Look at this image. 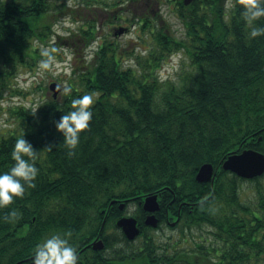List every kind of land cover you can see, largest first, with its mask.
<instances>
[{
	"label": "trees",
	"instance_id": "1",
	"mask_svg": "<svg viewBox=\"0 0 264 264\" xmlns=\"http://www.w3.org/2000/svg\"><path fill=\"white\" fill-rule=\"evenodd\" d=\"M68 1L0 0V103L19 69L40 56L34 42L75 15ZM79 1L91 8L94 0ZM225 1L195 0L179 10L180 37L154 25L146 49L122 57L132 60L127 66L113 48L96 51L94 21L83 14L77 37L95 46L81 89L71 87L60 102L51 95L35 112L11 107L18 130L0 134V170L10 167L22 133L39 151L35 186L0 206V264H33L34 246L54 231L71 232L77 264H264V173L249 180L257 199L250 206L239 197L243 179L221 169L231 152L264 154V32L249 34L241 0ZM175 52L191 68L177 81L161 80L158 71ZM86 91L95 93L93 118L69 148L54 121ZM204 163L219 166L213 185L195 180ZM150 193L158 194L157 229L177 218L180 232L205 227L206 234L188 248L158 244L138 203ZM131 202L143 237L137 247L115 227ZM11 208L21 213L14 222L6 218ZM98 234L104 248L86 247Z\"/></svg>",
	"mask_w": 264,
	"mask_h": 264
},
{
	"label": "rangeland",
	"instance_id": "2",
	"mask_svg": "<svg viewBox=\"0 0 264 264\" xmlns=\"http://www.w3.org/2000/svg\"><path fill=\"white\" fill-rule=\"evenodd\" d=\"M66 4L70 1L65 0ZM233 0H226V6L230 7ZM71 4V3H70ZM126 3L124 6H127ZM133 6L128 7V12L124 14L127 18L131 17ZM165 5L162 7V14L165 17ZM169 22L170 29L175 32L177 37H180L183 32V28L180 22L175 18L166 17ZM58 25V26H57ZM77 26L78 23H71V19L68 17H62L53 24L52 33L48 34L44 41L34 42V46L37 48L38 59L30 68H20L16 77L11 82V89L4 93V99L0 103V134L6 132L17 131L18 121L13 115L9 113V109L19 104H24L26 107L37 108L41 104H45L51 99V91L48 89V85L51 82H56L61 86V91L55 98L56 101H63L65 93L63 88L66 85L78 88L79 74L84 72L83 65L88 62L93 55L95 42H91L88 46L78 41L77 38ZM71 30V31H70ZM71 32H75L76 37L71 35ZM129 36L123 37L127 39ZM124 40L120 42L123 43ZM68 42V44H67ZM73 42V43H72ZM83 43V44H82ZM55 46L56 51L54 55L56 61L52 69H41L39 61L43 58V47ZM141 49H137L134 52L140 53ZM166 60L161 65L158 76L161 80L170 79L171 81H177L178 73L180 71H187L191 68L188 59L182 55L179 60V67L173 63L171 59ZM166 62H169L166 64ZM123 64H133L130 58L123 61ZM261 186L264 187V175L260 179ZM255 184L249 180H243L239 184V197L244 203L253 206L257 202L256 194L254 190ZM137 212V206L131 202L125 209L124 215L133 216ZM205 227L192 228L191 230H184L180 232L178 227H171L165 223H162L160 228L155 230H149L148 232L156 238L158 244L162 246H178L179 248H188L192 246L194 242L199 241L202 235L206 234ZM113 229H108L107 233H113ZM141 236L135 238L132 241V247H137L142 242Z\"/></svg>",
	"mask_w": 264,
	"mask_h": 264
},
{
	"label": "clouds",
	"instance_id": "3",
	"mask_svg": "<svg viewBox=\"0 0 264 264\" xmlns=\"http://www.w3.org/2000/svg\"><path fill=\"white\" fill-rule=\"evenodd\" d=\"M242 19L248 27L249 34L264 32V0H241ZM58 26V25H57ZM55 46L43 47V58L39 61L41 69H52L56 57ZM182 52L171 54V60L179 67ZM71 85L63 88L65 94L71 93ZM95 102V93L86 91L82 95L71 99V107L63 111L62 115L54 121L55 127L63 135V143L69 148H75L80 141L81 130L89 127L93 118L92 108ZM36 109L33 110L35 112ZM47 148L51 149V145ZM39 151L34 149L32 143L22 133L14 142L11 151L12 162L7 170H0V206L9 205L16 197L23 196L27 186H35L39 168L37 159ZM21 213L15 208L9 209L6 218L13 222ZM70 231H54L36 243L33 249V264H77L78 252L70 242Z\"/></svg>",
	"mask_w": 264,
	"mask_h": 264
},
{
	"label": "flooded vegetation",
	"instance_id": "4",
	"mask_svg": "<svg viewBox=\"0 0 264 264\" xmlns=\"http://www.w3.org/2000/svg\"><path fill=\"white\" fill-rule=\"evenodd\" d=\"M72 1V11L75 15L69 16L71 21L79 25L83 14L91 15L94 21L93 35L96 51L104 47L113 48L114 55L120 56L117 62L121 66H127L122 63L125 53L135 54L136 49H146L144 41L152 32L154 25L170 29L167 16L181 23L178 11L188 6L183 4V0H94L91 8H86L82 5V1ZM126 3L128 5L124 6ZM164 5L165 17L162 14ZM130 6H133V9L130 13L131 17L127 18L124 14L128 12ZM71 35L76 37L75 32H71ZM126 36L129 38L124 40L123 37ZM79 38L76 39L81 41L82 39ZM121 40H124L123 43L120 42ZM146 214L145 212L144 218ZM157 219L159 221L158 217ZM174 220L165 219L164 223L170 226Z\"/></svg>",
	"mask_w": 264,
	"mask_h": 264
},
{
	"label": "water",
	"instance_id": "5",
	"mask_svg": "<svg viewBox=\"0 0 264 264\" xmlns=\"http://www.w3.org/2000/svg\"><path fill=\"white\" fill-rule=\"evenodd\" d=\"M192 1L193 0H183V4L187 5ZM49 89L52 91V97L55 98L61 88L57 83L52 82L49 84ZM218 167L219 166L213 167L211 163L200 165L195 174V180L199 183L209 182L213 185ZM221 169L229 171L242 179H253L264 173V154L254 149H243L240 152H231L221 163ZM157 198V193L146 194L143 197L141 204L142 209L147 212V215L144 218V224L153 228L158 224V220L155 216V212L159 210ZM114 201L116 200H112L110 203H113ZM123 206L124 202L118 204L119 209H122ZM174 223L175 222L171 223V225H174ZM115 226L121 230L125 238L128 240H133L140 231L136 219L132 216L119 217L115 222ZM99 234L88 244L93 250H102L104 248V242L99 238Z\"/></svg>",
	"mask_w": 264,
	"mask_h": 264
},
{
	"label": "bare ground",
	"instance_id": "6",
	"mask_svg": "<svg viewBox=\"0 0 264 264\" xmlns=\"http://www.w3.org/2000/svg\"><path fill=\"white\" fill-rule=\"evenodd\" d=\"M155 229H157V227H156V228H153V230H155ZM138 236H139V234H138L135 238H137ZM99 238H100V237H99ZM135 238H134V239H135ZM92 239H93V238H92ZM101 239H102V238H101ZM134 239H133V240H134ZM93 240H94V239H93ZM93 240H90V241L86 244V247H87L88 244H89L91 241H93ZM127 240H128V239H127ZM133 240H130V241H133ZM103 242H104V241H103Z\"/></svg>",
	"mask_w": 264,
	"mask_h": 264
}]
</instances>
